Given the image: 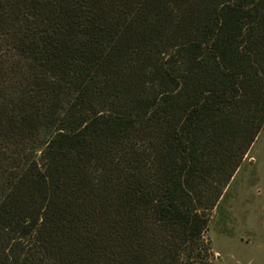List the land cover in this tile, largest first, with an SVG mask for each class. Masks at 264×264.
<instances>
[{
  "label": "trees",
  "instance_id": "obj_1",
  "mask_svg": "<svg viewBox=\"0 0 264 264\" xmlns=\"http://www.w3.org/2000/svg\"><path fill=\"white\" fill-rule=\"evenodd\" d=\"M264 131V0H0V264H212Z\"/></svg>",
  "mask_w": 264,
  "mask_h": 264
},
{
  "label": "rangeland",
  "instance_id": "obj_2",
  "mask_svg": "<svg viewBox=\"0 0 264 264\" xmlns=\"http://www.w3.org/2000/svg\"><path fill=\"white\" fill-rule=\"evenodd\" d=\"M212 264H264V131L213 214Z\"/></svg>",
  "mask_w": 264,
  "mask_h": 264
}]
</instances>
